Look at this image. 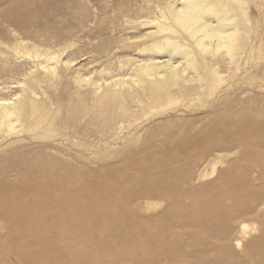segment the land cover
Instances as JSON below:
<instances>
[{
    "label": "bare ground",
    "instance_id": "bare-ground-1",
    "mask_svg": "<svg viewBox=\"0 0 264 264\" xmlns=\"http://www.w3.org/2000/svg\"><path fill=\"white\" fill-rule=\"evenodd\" d=\"M243 3L136 0L97 15L68 0H0V264H264V110L221 71L246 51ZM123 150L158 177L120 186L107 207L123 236L100 237L109 255L86 259L69 246L80 210L69 190ZM208 155L217 175L198 186L207 168L193 162ZM247 221L261 233L244 243Z\"/></svg>",
    "mask_w": 264,
    "mask_h": 264
},
{
    "label": "rangeland",
    "instance_id": "rangeland-1",
    "mask_svg": "<svg viewBox=\"0 0 264 264\" xmlns=\"http://www.w3.org/2000/svg\"><path fill=\"white\" fill-rule=\"evenodd\" d=\"M118 3L122 5L123 3L133 5L136 3V0H68V5L72 11L89 10L95 11L97 15L105 11H109L108 13L110 15V12L113 14L114 11H112V9L116 8ZM243 4L250 18L249 23L246 25L250 28L249 34L246 35V51L241 55L239 66H235L234 71H231L232 69L230 70L224 65L221 66V71L224 75L223 85L226 87L229 83H234L239 87L243 86L240 88L241 91H243L242 95H240L243 102L247 103L249 100L251 101L253 97L254 100L257 99L256 101L260 104L259 106L264 110V0H244ZM57 5H59L58 2ZM220 97L221 99L224 98L223 94H220ZM211 101L213 102L210 96L202 98V101L197 100L196 103L191 106L196 116L208 109L207 107H209ZM259 119L264 120V116H260ZM152 122L153 121L145 122L144 126L146 127L150 123L152 124ZM161 155L162 153L157 152L152 157H156L155 159H157ZM208 157L210 159L208 160L210 164H208L209 162L207 161ZM145 158L147 157L143 153L135 157L134 154L131 153V150H123L120 154L106 157L100 160V164H102L101 167H99V165H94L95 172L93 174H86L83 177V184H81V186H76L69 190V193H74L77 200L80 201L73 203L72 206H80L78 213H82V215L78 213L72 214V212L75 213V211L71 208L68 214V226L72 228L67 229V231L70 236L71 244L69 246L72 251L83 248L88 256L86 259L97 261H103L109 255V250L105 252L101 251L99 238L104 237L105 240L110 243L111 241H116L118 238H121L123 232H121L122 229H118L119 216L108 214L110 211L107 207V203H112L115 198H118L120 186L129 185L130 182L134 181L132 182V186L134 188H139L145 181L151 182L158 177V172L155 169L140 163L144 161ZM212 158V155H208L194 160L193 164L197 162L195 163L197 173L201 172L199 170H201L200 168H202L203 165H206L204 168H207V172L205 171V173L208 175L198 180L196 185H208L216 177L217 172L210 173L211 160L214 159ZM189 161L190 158L183 157H176L173 160L176 165L181 163L188 164ZM220 167L221 165L218 164L217 168L220 169ZM207 190H209V187ZM99 194H102L104 199H101V197L99 199L94 197ZM209 199L213 200L212 197ZM152 200L154 202L159 201L158 198L155 197ZM164 206L165 204L154 205L151 210L144 213L158 214ZM198 206V203H190L184 205L182 208L195 209L198 208ZM68 207H71V205H68ZM160 221L161 224L168 222L167 219ZM198 225L199 224L195 223L196 227H198ZM128 226L132 227V224H128ZM56 229L57 227L54 228V230ZM260 233L261 230L258 229L256 223L247 221L246 236L243 237L244 243H249L253 238L259 236ZM54 234L58 236V232ZM82 264L91 263L90 261H86Z\"/></svg>",
    "mask_w": 264,
    "mask_h": 264
}]
</instances>
